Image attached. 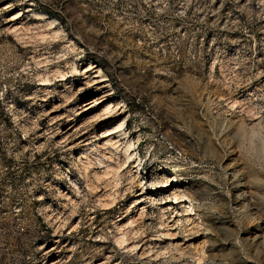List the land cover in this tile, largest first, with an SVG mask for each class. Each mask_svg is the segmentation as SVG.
<instances>
[{"label": "rangeland", "instance_id": "374dc122", "mask_svg": "<svg viewBox=\"0 0 264 264\" xmlns=\"http://www.w3.org/2000/svg\"><path fill=\"white\" fill-rule=\"evenodd\" d=\"M0 264H264V0H0Z\"/></svg>", "mask_w": 264, "mask_h": 264}, {"label": "bare ground", "instance_id": "6f19581e", "mask_svg": "<svg viewBox=\"0 0 264 264\" xmlns=\"http://www.w3.org/2000/svg\"><path fill=\"white\" fill-rule=\"evenodd\" d=\"M36 18H39V19H46L47 16L45 14H41V13H38L36 14L35 16ZM49 24V22H48ZM53 25V23L51 24ZM93 67H89L86 69V72H88L89 70H91ZM96 76H99V74H96ZM103 77V76H102ZM65 79V78H64ZM105 80V78H102V79H97L96 82H101ZM45 83V82H44ZM95 84V83H94ZM48 85V84H47ZM115 130L112 131V132H109L107 135H110V134H113V133H119V135L117 136V139L114 140L113 138H110L108 139V141L106 142V144L109 146V145H113L114 148L115 146L116 147H120V150L123 152V155L125 156V159H124V163H127L130 159L132 158H136L138 159L139 156H136V148H135V142L133 140V138L131 137V135H128V133L126 132L125 128H124V122L121 121L117 124V126L114 128ZM87 139V138H86ZM116 150V148H115ZM117 151V150H116ZM119 152V151H117ZM121 152V153H122ZM103 158H96L98 162H95V163H98V164H94V162L91 160L88 167H87V170H90V175L92 173V175L95 177L94 179L96 180V183L95 184L94 182L91 183L90 185L94 188V191L96 193V198L99 202H102L104 205L105 204H109V201L108 199L109 196L111 195L112 193V188H111V184H112V178H111V173L112 172H119L120 171V167L122 166V164H119L118 166H114L112 164H107L106 161L104 160V157H105V153H103ZM122 156V155H121ZM110 158V157H109ZM89 159V158H88ZM91 159V158H90ZM88 161V160H87ZM136 161V160H135ZM139 161V160H138ZM130 162V161H129ZM128 165V163L126 164V166ZM95 167H101L98 171L95 170ZM125 167V166H124ZM117 176V174H116ZM117 178V177H116ZM115 178V179H116ZM88 179V178H87ZM91 179V178H90ZM118 179V178H117ZM94 180V181H95ZM120 180V178H119ZM118 180V181H119ZM136 181V180H135ZM137 182L141 184V179L139 178L137 180ZM114 183L116 184V182L114 181ZM119 185V183H118ZM173 184H163V187L166 189V190H170L171 186ZM117 186V185H116ZM173 196L172 195H168L167 197V200H166V203H170L171 205L173 203H180V202H187L190 198L188 196V194L186 193V191L184 189H182L180 186H176L173 188ZM70 199V198H69ZM73 199V198H72ZM112 199V198H111ZM144 201V199H138L136 201V204H141L142 202ZM98 202V203H99ZM73 203V202H72ZM101 203V204H102ZM177 203V204H178ZM103 206V205H102ZM107 206V205H105ZM104 207V206H103ZM173 207V206H172ZM188 210L187 211V214H194V207L192 204H189L188 205ZM74 213V212H73ZM76 214V213H75ZM73 216V215H72ZM165 216V214H164ZM190 221V219H189ZM130 222H133V220H130ZM182 222V221H181ZM121 230V229H120ZM137 231V230H136ZM141 232V231H140ZM121 233V232H120ZM138 234H139V230H138ZM141 234V233H140ZM136 235L133 234V236ZM173 236V235H172ZM122 241H126V240H129V237H127V232H123V234L119 237ZM119 239V240H120ZM131 239V238H130ZM134 239V238H133ZM137 239V237H136ZM134 241V240H133ZM150 241V240H149ZM128 243V242H127ZM130 243H128L129 245ZM145 244V243H144ZM143 244V245H144ZM137 246V245H135ZM139 246V245H138ZM149 246V245H148ZM132 247V246H131ZM154 247V246H153ZM139 249V247H137ZM142 248V244L140 246V249ZM147 248V247H146ZM129 249V248H128ZM129 250H132V249H129ZM151 250V249H150ZM142 252H144V248H142ZM146 254V253H145ZM148 254V253H147ZM144 255V254H142Z\"/></svg>", "mask_w": 264, "mask_h": 264}]
</instances>
